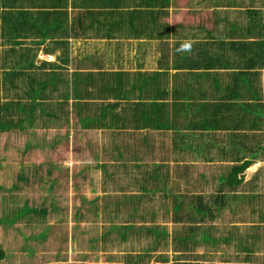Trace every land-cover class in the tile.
<instances>
[{
	"label": "crops",
	"instance_id": "obj_1",
	"mask_svg": "<svg viewBox=\"0 0 264 264\" xmlns=\"http://www.w3.org/2000/svg\"><path fill=\"white\" fill-rule=\"evenodd\" d=\"M47 9L64 30L37 45L35 58L51 65L36 74L53 70L66 85L44 100L55 117L36 115L20 131L35 146L47 126L59 131L50 147L96 148L80 161L64 156L98 168L100 191L79 194L76 210L147 212L114 245L115 260L264 264V0H62ZM86 72L101 81L76 91L72 75ZM75 108L98 122L80 124Z\"/></svg>",
	"mask_w": 264,
	"mask_h": 264
},
{
	"label": "rangeland",
	"instance_id": "obj_2",
	"mask_svg": "<svg viewBox=\"0 0 264 264\" xmlns=\"http://www.w3.org/2000/svg\"><path fill=\"white\" fill-rule=\"evenodd\" d=\"M63 121L62 116L57 120L59 128ZM41 128L44 129L36 130V134L42 135V139H36V146L25 131L0 133V215L10 217L22 204L29 210L12 223L0 224V247L4 252L0 264H106L117 251L112 242L102 245L98 232L114 212L119 217L122 213L103 210L109 217L104 220L96 212L93 216L90 210L76 211L79 194L90 198L100 191L98 168L91 163L89 167H85L87 163L68 164L66 158L71 155L80 161L96 148H79L75 141L68 146L59 139L58 149L50 147L46 141L59 131ZM90 138L95 141L96 136ZM64 165L69 166L68 173L61 169ZM35 206L42 211L35 213ZM63 234L66 240L61 238Z\"/></svg>",
	"mask_w": 264,
	"mask_h": 264
},
{
	"label": "trees",
	"instance_id": "obj_3",
	"mask_svg": "<svg viewBox=\"0 0 264 264\" xmlns=\"http://www.w3.org/2000/svg\"><path fill=\"white\" fill-rule=\"evenodd\" d=\"M61 1L62 0H0V133L9 130L20 131L24 125H31L36 115H38L40 120H45L44 117H47L46 119L49 120L55 117V114L50 112V108L44 100H49V91L51 92L57 83L66 85V81L63 76L56 74L53 70L47 71V74L43 77L36 74L37 69H40L45 64L51 65V63L35 58V49L45 38H51L56 32L60 35L63 34L64 28L62 21L59 20V18H55L56 15L53 10L47 9L49 7H56ZM104 5H106L105 2L96 4L98 8L97 13L101 12ZM30 7H41L43 9L34 10L30 9ZM90 11L91 10L87 7L84 10L86 14H89V23L91 22V17L95 16L93 15L94 13ZM76 21L80 24V20ZM79 24L78 26L80 27ZM27 34L37 37L30 40V42L34 44V47L21 46V38L26 37ZM93 34L101 35L97 30H95ZM4 44H7V47L1 49V46ZM41 49L44 52H49L51 50L46 46ZM98 78L101 81L100 74L95 78L92 77V73L89 72L83 73L81 76L75 73L71 78V86L79 87V85H83V87H86L89 83L94 85L95 83H99L97 80ZM102 79L105 81L104 87L106 89L107 84H109L108 79L107 77ZM97 89L99 90V86ZM77 90L76 88V91ZM85 90L87 91L86 88L84 91ZM11 92L12 97L9 96ZM77 95L76 93V96ZM44 103L46 105H44ZM36 108L39 112H37V114ZM74 113L77 115V120L80 124H84L85 122L87 125H90V123L98 122L97 118L95 120L94 118H91V120L89 118L88 120L87 115L79 116L76 108ZM99 116L104 117V115H98L97 117ZM18 177L21 179V174H19ZM25 206L26 205L23 204L20 210L11 213L10 217L0 215V224L6 221L7 223H12L16 220L18 215L28 213L29 210H27ZM36 208L34 209L35 213L42 211L41 207ZM86 210H90L93 216L99 214L104 220L109 218L106 216L108 214H104V211L97 213L93 204L87 205ZM121 213L122 216L119 217L118 214L114 212L111 219L107 222L108 224L105 227H101V232H98V234L102 233V240L100 239L102 245L109 236L108 239L111 241H113V239L117 240L114 245H121L129 236L137 233V231L142 228L141 225L138 226L133 222L137 219L143 220L147 212L126 211ZM150 214L152 215L151 212ZM94 219H96V217H94ZM113 234L115 236H113ZM94 236H97L96 232ZM173 240L178 239L174 237ZM156 244L157 243H154V245ZM134 245V243H129L123 245V247H125V250L130 251L135 247ZM146 249L147 248H144V250ZM126 255L130 258L131 256H136L138 258L142 256V254L138 253H136V255L130 253ZM3 257L4 252L0 247V262ZM128 257L124 258L125 264H137L136 262L141 259H135L133 262V259L130 260ZM110 258L112 260L107 264H121L114 260L116 259L114 256H110Z\"/></svg>",
	"mask_w": 264,
	"mask_h": 264
},
{
	"label": "clouds",
	"instance_id": "obj_4",
	"mask_svg": "<svg viewBox=\"0 0 264 264\" xmlns=\"http://www.w3.org/2000/svg\"><path fill=\"white\" fill-rule=\"evenodd\" d=\"M183 48L187 49L189 48L190 46L188 44H185V45H182Z\"/></svg>",
	"mask_w": 264,
	"mask_h": 264
}]
</instances>
